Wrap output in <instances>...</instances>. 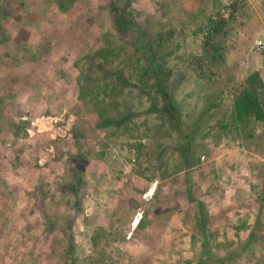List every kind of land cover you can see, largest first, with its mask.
I'll return each mask as SVG.
<instances>
[{
  "label": "rangeland",
  "instance_id": "374dc122",
  "mask_svg": "<svg viewBox=\"0 0 264 264\" xmlns=\"http://www.w3.org/2000/svg\"><path fill=\"white\" fill-rule=\"evenodd\" d=\"M258 39L264 0H0V264H264Z\"/></svg>",
  "mask_w": 264,
  "mask_h": 264
},
{
  "label": "trees",
  "instance_id": "16d2710c",
  "mask_svg": "<svg viewBox=\"0 0 264 264\" xmlns=\"http://www.w3.org/2000/svg\"><path fill=\"white\" fill-rule=\"evenodd\" d=\"M75 1L76 0H55L57 7L59 9H63L64 11L67 9H71L74 6ZM200 29H202L201 26H200ZM138 42L140 43V47L144 48L145 50H148L149 46L147 43H143L144 40L140 39ZM204 46L211 50V54L209 55L211 62H217L220 60L221 54H222V44L218 40H216V39H205ZM136 49L138 50L139 48H136ZM145 50L142 49V51H144V52H145ZM94 51H92V53ZM113 53H114L113 48L107 47V48H100L99 50L96 51L95 55H100L104 59H107V58L111 57L113 55ZM115 54L116 53H114V55ZM92 56H94V54ZM199 60H200V58H197L195 60V62H199ZM154 63H155V60H153V59H152V62H146V67H144L143 72H145V74H146V72L149 70V68L154 67ZM259 86H260V83L258 80V76H257V74H253L252 76H250L248 78L246 88L243 91H241V93L239 95H237L235 97L234 109H233L234 124H232L231 127H233V126L236 127L239 122H242L246 119H247V121H250V119H254V121L264 122V100H262L259 97L258 92L261 89ZM166 91H167L166 89L165 90L163 89L165 98L168 96V93ZM91 93L93 94V92H91ZM166 99H167L169 104L165 105V109L170 110V112H172V114L175 116V111L177 110L176 106L168 98H166ZM30 195L34 196L35 198L38 197V195L36 194V191L31 192ZM203 223H204V221H200L201 225H203ZM200 224L198 221L197 225L199 227H200ZM242 224L239 226L240 228H241ZM247 228H248V226H247ZM239 231H240L239 229L235 230L236 235L239 234ZM202 235H203V233H202ZM216 247H218V246L216 245ZM211 251L212 250L210 247L208 249L204 248L200 252V254L198 255V257H200V259L197 261V263L201 262L200 264H202V260L204 258L203 256L205 254H209L208 256L205 255L207 258H211V257L214 258L213 256H211ZM216 260L221 262L220 258H216ZM189 262H191V261L190 260L185 261L184 264H189Z\"/></svg>",
  "mask_w": 264,
  "mask_h": 264
},
{
  "label": "built area",
  "instance_id": "2783aa9c",
  "mask_svg": "<svg viewBox=\"0 0 264 264\" xmlns=\"http://www.w3.org/2000/svg\"><path fill=\"white\" fill-rule=\"evenodd\" d=\"M256 47L260 50L264 52V39H258L255 41ZM141 217V213H137V217L140 219Z\"/></svg>",
  "mask_w": 264,
  "mask_h": 264
},
{
  "label": "bare ground",
  "instance_id": "6f19581e",
  "mask_svg": "<svg viewBox=\"0 0 264 264\" xmlns=\"http://www.w3.org/2000/svg\"><path fill=\"white\" fill-rule=\"evenodd\" d=\"M153 189H151L150 193L152 192Z\"/></svg>",
  "mask_w": 264,
  "mask_h": 264
}]
</instances>
